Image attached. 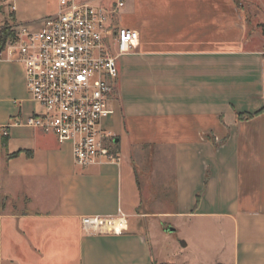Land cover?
Wrapping results in <instances>:
<instances>
[{
	"label": "crops",
	"instance_id": "crops-1",
	"mask_svg": "<svg viewBox=\"0 0 264 264\" xmlns=\"http://www.w3.org/2000/svg\"><path fill=\"white\" fill-rule=\"evenodd\" d=\"M24 1L14 26L37 30L56 8ZM118 1L112 24L138 33L103 120L118 162L78 168L69 142L13 125L38 108L22 66L0 60V264H264V38L234 0ZM119 212L120 235L81 230ZM168 227L190 258L166 255Z\"/></svg>",
	"mask_w": 264,
	"mask_h": 264
},
{
	"label": "built area",
	"instance_id": "built-area-1",
	"mask_svg": "<svg viewBox=\"0 0 264 264\" xmlns=\"http://www.w3.org/2000/svg\"><path fill=\"white\" fill-rule=\"evenodd\" d=\"M54 1L55 10L41 19L39 29L12 26L13 37L0 54V60L22 66L28 97L38 108L13 125L49 132L60 142H69L78 168L118 162L103 120L112 112L117 62L132 54L138 33L112 24L122 1L110 9L94 0ZM6 130L0 127L2 135ZM81 230L120 235L126 231V216L119 212L113 218H82Z\"/></svg>",
	"mask_w": 264,
	"mask_h": 264
},
{
	"label": "rangeland",
	"instance_id": "rangeland-1",
	"mask_svg": "<svg viewBox=\"0 0 264 264\" xmlns=\"http://www.w3.org/2000/svg\"><path fill=\"white\" fill-rule=\"evenodd\" d=\"M110 1L112 3L117 2V0H110ZM236 1H237L235 2L237 3L236 6L240 8V10H242V12L244 13L245 20L248 23L247 25L248 31L254 34H259L261 37L264 38V0H236ZM23 2L25 1L17 0V4L19 5L20 8L22 7L26 8ZM14 4L16 5V2H14ZM1 5H2V9L0 8V11H2V13L4 12L6 16L8 14L7 12L11 10L12 0H6L5 2L2 1L0 2V6ZM28 11H29V7L26 10V12ZM1 15L2 14L0 13V18H1ZM116 16L117 14H115V16H113L112 18L114 19L113 20L114 24H116ZM5 26H14V23L11 22L9 18V14L6 16L5 20L0 25V28L5 27ZM117 65H118V62H117ZM168 168L169 167H167V171L169 172ZM162 173L164 174V169ZM169 181H171V177ZM172 187L173 185L171 182H167L166 185L162 183V185L160 186L159 197L157 198V201L159 203H164L167 209H169L168 206L170 207L171 205L169 202V199L171 196L170 192L172 190ZM164 230L165 232H162L161 234H158V233L157 234H158V237L160 238L159 241L162 244V245L160 244V246L164 248L163 250L166 253V255L167 254L173 255L175 259L176 257L179 259H182L183 257L190 258L192 256L190 249L183 250L182 249L183 243L179 240V237L183 236L184 234H187V232H184L183 230L175 231L172 227H168L167 229H164ZM170 230H173L174 232H171ZM152 239L154 240L155 238H152Z\"/></svg>",
	"mask_w": 264,
	"mask_h": 264
},
{
	"label": "trees",
	"instance_id": "trees-1",
	"mask_svg": "<svg viewBox=\"0 0 264 264\" xmlns=\"http://www.w3.org/2000/svg\"><path fill=\"white\" fill-rule=\"evenodd\" d=\"M235 2H237L235 0ZM237 4V3H236ZM9 18L11 22L14 21V18L12 15H9ZM11 27L12 26H5L0 28V54L4 51L5 43L8 39L13 37V32H11ZM249 115H237V119H244L248 118ZM115 150L117 151L116 146L114 145Z\"/></svg>",
	"mask_w": 264,
	"mask_h": 264
},
{
	"label": "bare ground",
	"instance_id": "bare-ground-1",
	"mask_svg": "<svg viewBox=\"0 0 264 264\" xmlns=\"http://www.w3.org/2000/svg\"><path fill=\"white\" fill-rule=\"evenodd\" d=\"M108 225L103 226V229H107Z\"/></svg>",
	"mask_w": 264,
	"mask_h": 264
},
{
	"label": "water",
	"instance_id": "water-1",
	"mask_svg": "<svg viewBox=\"0 0 264 264\" xmlns=\"http://www.w3.org/2000/svg\"><path fill=\"white\" fill-rule=\"evenodd\" d=\"M171 232H174L173 230H170Z\"/></svg>",
	"mask_w": 264,
	"mask_h": 264
}]
</instances>
